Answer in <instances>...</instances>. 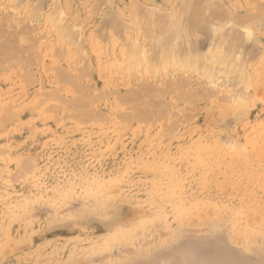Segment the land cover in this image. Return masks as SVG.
Wrapping results in <instances>:
<instances>
[{
	"label": "rangeland",
	"instance_id": "obj_1",
	"mask_svg": "<svg viewBox=\"0 0 264 264\" xmlns=\"http://www.w3.org/2000/svg\"><path fill=\"white\" fill-rule=\"evenodd\" d=\"M0 49V264H264V0H0Z\"/></svg>",
	"mask_w": 264,
	"mask_h": 264
},
{
	"label": "bare ground",
	"instance_id": "obj_2",
	"mask_svg": "<svg viewBox=\"0 0 264 264\" xmlns=\"http://www.w3.org/2000/svg\"><path fill=\"white\" fill-rule=\"evenodd\" d=\"M196 5V4H195ZM188 9V8H187ZM197 11V10H196ZM196 11H195V13H196ZM193 14V13H192ZM198 15V14H197ZM202 16V15H201ZM203 17V16H202ZM192 18V17H191ZM197 18L199 19L200 17H198L197 16ZM204 18V17H203ZM192 21V20H191ZM192 25V24H191ZM4 46V45H3ZM3 49V48H2ZM2 49H0V50H2ZM6 49V48H5ZM4 51V50H3ZM0 55H2L1 53H0ZM13 58V57H12ZM203 58V57H202ZM203 60V59H202ZM201 61V60H200ZM148 62V61H147ZM3 63V62H2ZM208 63V62H207ZM191 66V65H190ZM199 66V65H198ZM138 68V67H137ZM207 73V72H206ZM165 82V81H164ZM148 90H150L149 88H148ZM147 90V91H148ZM72 101H70V103H71ZM84 102V101H83ZM74 103H75V101H74ZM81 103V102H80ZM82 104V103H81ZM152 104V103H151ZM70 107H71V105H70ZM147 113V112H146ZM145 113V114H146ZM148 114V113H147ZM150 115V114H149ZM149 115H147V116H149Z\"/></svg>",
	"mask_w": 264,
	"mask_h": 264
}]
</instances>
